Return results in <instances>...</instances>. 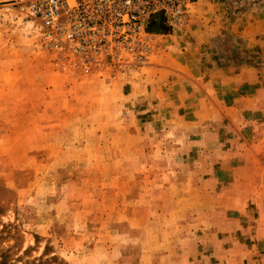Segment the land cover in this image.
<instances>
[{"label": "rangeland", "instance_id": "obj_1", "mask_svg": "<svg viewBox=\"0 0 264 264\" xmlns=\"http://www.w3.org/2000/svg\"><path fill=\"white\" fill-rule=\"evenodd\" d=\"M196 1L155 13L143 63L85 73L44 46L18 0H0V264H264V203L252 199L264 179L231 138L263 116L195 112L189 81L169 77L195 44ZM208 1L231 6L223 19L264 7ZM212 49L214 66L252 60L237 59L248 44Z\"/></svg>", "mask_w": 264, "mask_h": 264}, {"label": "crops", "instance_id": "obj_2", "mask_svg": "<svg viewBox=\"0 0 264 264\" xmlns=\"http://www.w3.org/2000/svg\"><path fill=\"white\" fill-rule=\"evenodd\" d=\"M195 7L193 17L195 25L192 28L195 44L174 59L173 68L169 72V77L174 80L173 88L179 89L180 81L188 80L190 89L195 92L194 96H196L195 99H190L189 106L195 112L197 110L205 112L206 116L213 112L217 114L221 110L228 121L233 123L228 113L236 108L238 112L242 111L247 115L250 113L253 116L260 114L263 116L261 119H264V7H256L252 11L247 10V13L239 15L237 19L227 17V19L225 17L223 19V13L218 14L221 11L227 13L231 6L228 8L223 4H213L208 0H197ZM218 40L227 44H231L233 41L239 44H248L251 49L248 52L242 51L243 55L237 59L249 58V53L252 52L253 55L250 56V59L253 61L250 60L251 62L245 66H230L228 64L214 66L215 62H211V59L215 52L214 49L211 50V44H215ZM207 44L210 48L209 51ZM216 84L218 87H215ZM211 89L221 90V99L211 98L208 94ZM242 121L244 122L245 119ZM258 122L261 124V129L248 136L239 127L240 121L237 126L235 125L240 130L236 129V136L233 134L231 138H234L236 142L239 139L243 140L246 145L252 147V154L255 156L252 169L254 172H259L257 175L262 182L264 179V121L259 120ZM221 130L219 135H216L217 138L224 137L225 130ZM216 137L214 136L215 139ZM252 199L264 203L260 195H254ZM263 212L257 218L258 221L263 217ZM254 225L253 233H262L258 226L259 222H255Z\"/></svg>", "mask_w": 264, "mask_h": 264}, {"label": "built area", "instance_id": "obj_3", "mask_svg": "<svg viewBox=\"0 0 264 264\" xmlns=\"http://www.w3.org/2000/svg\"><path fill=\"white\" fill-rule=\"evenodd\" d=\"M183 0H18L37 22L44 46L88 73L147 59L143 36L155 13L181 15Z\"/></svg>", "mask_w": 264, "mask_h": 264}]
</instances>
